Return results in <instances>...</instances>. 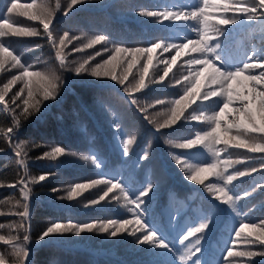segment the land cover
Wrapping results in <instances>:
<instances>
[{
    "label": "trees",
    "instance_id": "16d2710c",
    "mask_svg": "<svg viewBox=\"0 0 264 264\" xmlns=\"http://www.w3.org/2000/svg\"><path fill=\"white\" fill-rule=\"evenodd\" d=\"M24 3L25 0H19ZM46 2L52 6L57 0H37V3ZM60 10L55 13L51 30L53 39L57 40L68 33L69 37L79 36L81 39H72L66 42L63 53L66 62L75 67L78 63L88 60L86 68L94 67L110 58L111 52L102 51L106 47H150L161 43L162 47L156 49L153 56V66L149 69L146 83L148 87L140 92H127L126 88L138 80L139 70L145 64L141 59L128 81L120 85L108 77H92L87 73L77 76L74 72L60 68L57 48H54L44 32L39 21H29L26 17L12 14L18 21L17 26H31L39 33L31 37H0L14 55L21 58L26 66L31 65L32 71H54L64 79L63 89L55 100L44 102L40 112L33 113L24 118L23 101L27 98V90L14 102L13 95L23 87V82L13 85L4 94L0 101V184L7 185L18 181L22 177L29 181L31 194L28 198L29 217L25 223L28 229L30 256L28 264H184L179 256L184 253L185 246L200 237L197 247L200 251L186 261L194 264L199 259L200 264H264V256L239 255L241 252L264 250V243L260 237L264 236V153L250 152L246 148L228 147L220 160L231 158L234 163L229 173L256 168L257 171L249 175L238 177L228 188L229 195L233 196L234 205L223 204L217 201L205 185L212 183L222 184L215 176H209L204 185L186 179V171L174 160V156L186 159L187 163L205 166L211 163L214 157L202 145L193 149L176 148L175 144L195 138L196 132H203L208 125L200 120H191L193 114H200L201 102L199 99L191 104L184 112V117L169 129L156 130L154 124L145 119V115L152 119L163 121L171 102L183 93L186 82L182 77L191 69L203 71L202 65H188L194 57L201 52L192 45L181 50L163 49L164 44L188 43L189 37L196 33L184 27L185 24H194V21L180 22L164 20L162 23L156 17L140 15L141 11L172 10L173 0H78L71 7L68 15L69 0H59ZM195 4L196 0H192ZM210 6L206 9L211 17V23L222 30V34L210 41V46L220 45L217 49L225 70H235L251 58L255 65L257 55L249 50V31L255 25L264 28V18L261 20H248L236 12L237 7L248 5L257 6L256 0H228V4L221 0H209ZM9 0H0V21L7 18ZM225 8L227 10H225ZM237 16V23L221 25L217 21L221 18ZM103 34L108 38V45L104 43L84 48L81 52H74L77 45L88 42V38ZM99 55H95L96 53ZM95 56L94 59H91ZM176 57V64L171 65L172 72L163 82L151 84L154 77L163 73L164 60ZM75 62V63H71ZM219 66V62H217ZM262 68L254 66L249 72L255 74ZM19 68H13L10 60L6 62L5 69H0V88H3L14 75L20 74ZM123 66L117 69L120 76ZM245 72V76L249 74ZM211 69L200 80L201 96L205 91L217 88L218 85L209 83ZM199 79V78H198ZM249 86V81H244ZM239 87V82L233 85V90ZM165 100L161 105L158 100ZM132 100L137 103L133 104ZM211 97L205 104L220 107L218 101L213 105ZM147 108V113L139 109ZM257 119H259L257 101ZM226 114V118L230 116ZM161 114V115H158ZM16 119L20 120L19 126ZM225 120L221 121L223 129ZM13 128L12 133L7 129ZM230 135H236V130H230ZM243 135V133H241ZM248 137H255L257 141L264 140V133H249ZM128 141H131L129 144ZM39 145V147H36ZM55 146L66 150V155L56 160L37 159L42 153L50 151ZM26 147V151H22ZM223 149L225 145H216ZM17 152L21 155L17 156ZM68 152L76 153L75 156ZM89 157L87 160L82 157ZM23 159L24 165L19 161ZM99 165V167H97ZM45 174L44 181L31 182L33 177L38 178ZM95 179L119 180L122 186L140 188L148 183L154 185V194L143 199L147 201L146 223L166 241L174 251L152 249L149 245H138L135 237L123 232L117 237H109L103 232H85L79 236L68 233L63 237H51L38 241L39 234L51 222L62 224L95 223L107 224L111 220L123 222L124 219H135L128 211L123 197L117 201L114 197L119 190L109 193L107 197L97 204L98 199L106 190L101 184L91 186ZM76 183H87L90 186L78 192L73 199H69V191ZM55 189V191H53ZM247 193L248 195H244ZM137 195L133 191L129 198ZM218 195V194H217ZM62 197V198H61ZM240 199H237L239 198ZM25 203L23 194L18 188L0 187V212L22 211L20 207H13L16 202ZM138 211V210H137ZM205 217H210L208 228L189 237L180 244V238L186 231L198 225ZM249 223L250 227L240 234L234 235L238 226ZM20 223L16 215H0V235L17 236L16 243L23 240L26 234L24 228L14 227ZM136 225H130L131 228ZM111 230V229H110ZM137 235H143L137 231ZM37 240V241H36ZM34 241V242H33ZM233 255L226 257V250ZM13 249L0 241V255L5 258V264H13ZM27 264V260L24 261Z\"/></svg>",
    "mask_w": 264,
    "mask_h": 264
},
{
    "label": "snow or ice",
    "instance_id": "6c2138e0",
    "mask_svg": "<svg viewBox=\"0 0 264 264\" xmlns=\"http://www.w3.org/2000/svg\"><path fill=\"white\" fill-rule=\"evenodd\" d=\"M78 0H69L67 10L63 12V15L67 16L68 11L71 7L75 5ZM221 3L227 5L228 0H221ZM257 6L243 5L235 9L236 12L240 13L241 16H245L248 20H261L264 18V0H256ZM210 6L209 0H196L193 4L190 2L187 4L188 11L184 8H175L172 10H153V11H141L139 14L148 17H156L157 21L162 23L164 20L168 21H179V20H192L194 24H185L184 27L192 32L196 33V36L189 37L188 43H169L164 44L163 49L165 51L176 48V55H180L181 50L188 48L192 45L196 50L201 52L199 57H194L188 61V65H202L203 71L198 69H191L183 77V81L186 82L183 93L179 98L174 99L171 104L172 106L168 108L166 113L162 115L165 116L163 121L150 118V116L145 115V119L149 120V123L154 124L156 130L169 129L177 124L182 117H184L185 110L197 99L201 102L200 114H193L190 116L191 120H200L206 123L209 127L203 132H196L195 138H189L184 142L175 144L176 148L180 149H193L198 145H202L207 149L212 157H214L213 162L207 163L205 166L200 164L187 163L186 159L174 156V160L182 169L187 173L186 179L189 181H195L199 185H204L205 180L209 176H215L217 180H221L222 184L212 183L210 185H205L206 189L210 191L217 201L223 204L234 205L233 196L229 195L231 189L228 185H231L234 180L238 177L249 175L251 172L257 171L256 168L245 169L244 171H238L235 173H229L228 169L234 164L240 161H232L231 158L220 160V156L223 152L227 151L228 147L232 148H246L248 151L256 153H264V140L257 141L255 137H248L249 133H264V90L257 91L256 83L264 80V71L259 72V74H253L249 72L254 66L264 68V59L258 58L256 64L254 65L251 58L242 65V67L236 68L235 70H225L220 65L223 61L220 59L217 49L220 48L219 44L214 47L210 46V41L216 39L218 35L222 34V30L217 28V25L211 23V17L207 14L206 9ZM60 2L57 0L54 6L46 3H37V0H25L24 3H20L19 0H9V7L7 9V18L0 21V37L13 36V37H31L36 36L39 33L34 27L31 26H17L18 21L12 18V14H17L21 17H26L29 21H39L42 24L44 32L47 34L52 46L57 48V56L59 60V65L61 69L65 71L74 72L77 76L87 73L92 77H108L112 81L124 85L128 79L129 75L132 74V70L139 63L141 59L146 62L141 66L138 74V80L126 88L127 92H140L141 90L148 87L146 83V77L148 76L149 69L153 66V56L156 49L162 47L161 43H155L150 47H119L112 46L106 47L102 51L111 52V56L105 59L102 63L96 64L94 67L86 68L88 60L85 59L83 62L78 63L77 66L72 67L70 63L66 62V55L63 53V49L66 46V42L71 43L72 39L79 40L81 37H69L68 33H64L61 38L57 40L53 39V32L51 30V25L53 19H55V13L60 10ZM225 10H227L225 8ZM237 16H232L230 18H221L217 21L218 24L228 25L237 23ZM104 43L108 45V38L103 35H95L88 38L86 44L77 45L73 51L81 52L84 48H92L94 45ZM96 53L95 55H99ZM92 56L91 59H94ZM10 60L11 66L13 68H19L20 74L14 75L3 88H0V101L4 100V94L10 90V88L18 82H23V87L20 88L12 97L13 102L24 94L27 90V98L23 101L24 107L22 108V113L24 118L27 119L28 116L33 113L29 112V107L33 109V112H40L41 107L44 106L45 101L55 100L59 95L60 91L64 86V79L62 75H58L54 71L40 72L32 71L31 65L26 66L21 62V58L18 55H14L13 51L10 50V46L6 45L3 41H0V69H5V64ZM219 62V66H217ZM75 63V62H71ZM162 63L165 65L162 75L159 77H154L151 79V84H156L163 82L165 77H168L169 73L172 72L171 65L176 64V57L174 56L170 60H164ZM123 66V71L120 76L117 75V69ZM211 69V76L209 83L218 85L217 88H212L210 91H205L203 95L200 94L201 83L200 80L203 79L204 74ZM245 72H249L245 76ZM222 73H239L238 76H228L221 75ZM199 78V79H198ZM244 81L255 82L252 87L248 89L247 93L243 91L247 85ZM239 82V87L233 90V85ZM211 97H218V100H213V105L218 101L222 102L220 107H212L211 105L205 104ZM257 98L259 100V109L257 119ZM133 104H136V100H132ZM157 103L163 105L166 103L165 100H158ZM223 109V111H221ZM235 113V119L232 122H228L227 126L221 132L222 124L221 121L226 119V114H229V110ZM141 112L147 113V108L139 109ZM161 115V114H158ZM185 120L189 119L184 117ZM16 124L19 126L20 120L16 119ZM236 130V135H230L231 129ZM8 133H12L13 128L9 127L7 129ZM243 133V135H241ZM130 144L131 141H128ZM223 144L225 147L223 149L217 148L216 145ZM39 147V145H36ZM26 151V147L22 149ZM68 155L75 156L76 153L68 152ZM21 153L17 152V156ZM66 155V150L61 146H55L50 151L42 153L37 159H48L56 160L60 156ZM83 159L87 160L89 157L84 156ZM19 163L23 166L24 160L21 159ZM99 167V165H97ZM46 178L45 174H41L38 178L33 177L31 182L44 181ZM29 181H26L23 177L18 181L9 183L7 185L0 184V187H11L18 188V190L23 194V199L25 203L20 204L19 201L16 202L13 207H20L22 211L15 212L10 211L9 213L0 212V215H16L20 217V223L14 227H21L25 230V235L23 240L18 244L16 243L17 236H4L0 235V241L5 245H10L13 249L12 255L14 256L13 264H24V261H29V248L26 246L29 241V235H27L28 229L25 227L27 218L29 217V206L28 198L31 194V189L28 187ZM105 185L106 190L98 199H93L92 204H97L105 197L112 193L114 190L118 189V194L114 197L115 200L119 201L123 197L127 205L134 206L129 207L128 211L132 212L135 219H124L123 222L117 220H111L107 224L97 225L95 223H87L84 225L79 224H62L60 222H51L38 236V241H44L51 237H63L65 234L71 233L79 236L81 233L85 232H103L109 237H117L123 232H127L128 235L135 237V243L138 245H149L152 249H163L167 251H174L170 245L164 241L157 231L150 228L146 223V213L147 208L145 207L147 201L144 197H149V193L154 194V185L148 183L143 187L136 188L132 185L127 187L122 186V183L117 180L113 182L112 179H95L91 181V186ZM90 185L87 183H76L69 191V199L75 198L78 192L87 189ZM264 188V184L260 185ZM55 191V189L53 190ZM133 191L137 192V195L129 198V193ZM218 194V195H217ZM244 195H248L245 193ZM62 198V197H61ZM151 197H149L150 199ZM237 199H240L237 198ZM138 210V211H137ZM210 217H205L197 226L190 228L183 234L180 238V244L187 241L189 237L196 236L197 233L202 232L209 226ZM130 225L138 226V229L133 227L129 230ZM0 225V228H3ZM250 227L249 223H243L238 226V230L234 232L236 237H239L242 232ZM111 229V230H110ZM137 231L142 232L143 235H137ZM200 237H197L193 242L185 246V251L179 256V260L186 264V261L192 256L196 255L200 251L197 245L200 244ZM261 243H264V236L259 238ZM36 240V241H37ZM34 242V241H33ZM233 255V252L229 249L226 250V257ZM239 255H247L249 257L253 256H264V250L253 252L246 251L241 252ZM0 264H5V258L0 255ZM194 264H200L199 259H197ZM231 264V261H229Z\"/></svg>",
    "mask_w": 264,
    "mask_h": 264
},
{
    "label": "rangeland",
    "instance_id": "374dc122",
    "mask_svg": "<svg viewBox=\"0 0 264 264\" xmlns=\"http://www.w3.org/2000/svg\"><path fill=\"white\" fill-rule=\"evenodd\" d=\"M252 41H253V44L256 45L255 39H253ZM262 48H263V49H261V51L259 52V56H258L257 58L264 59V46H262ZM254 83H255V82H254ZM263 87H264V80L260 81V82L258 83V85L256 84V89H257V91H259V90H264ZM257 99H258V98H257ZM257 101H259V100H257ZM256 106H257V105H256ZM234 114H235V113H234Z\"/></svg>",
    "mask_w": 264,
    "mask_h": 264
},
{
    "label": "clouds",
    "instance_id": "9594fccd",
    "mask_svg": "<svg viewBox=\"0 0 264 264\" xmlns=\"http://www.w3.org/2000/svg\"><path fill=\"white\" fill-rule=\"evenodd\" d=\"M221 75H222V76H223V75H228V76H238L239 73H228V74L222 73ZM221 111H223V109H222Z\"/></svg>",
    "mask_w": 264,
    "mask_h": 264
},
{
    "label": "built area",
    "instance_id": "2783aa9c",
    "mask_svg": "<svg viewBox=\"0 0 264 264\" xmlns=\"http://www.w3.org/2000/svg\"><path fill=\"white\" fill-rule=\"evenodd\" d=\"M184 7H185V8H184L185 11H188V10H189V9L187 8V5H185Z\"/></svg>",
    "mask_w": 264,
    "mask_h": 264
}]
</instances>
